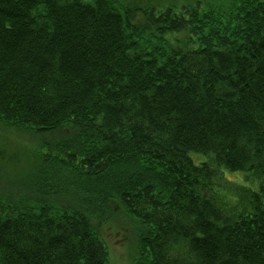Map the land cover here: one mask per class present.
<instances>
[{"label":"trees","instance_id":"obj_1","mask_svg":"<svg viewBox=\"0 0 264 264\" xmlns=\"http://www.w3.org/2000/svg\"><path fill=\"white\" fill-rule=\"evenodd\" d=\"M0 126V264H264V0H0Z\"/></svg>","mask_w":264,"mask_h":264},{"label":"rangeland","instance_id":"obj_2","mask_svg":"<svg viewBox=\"0 0 264 264\" xmlns=\"http://www.w3.org/2000/svg\"><path fill=\"white\" fill-rule=\"evenodd\" d=\"M35 143L36 139L27 133H18L0 126V170L7 172L12 179H17L18 175H25L33 160L32 151ZM239 183H243L241 174L228 172L220 174L218 184L226 186V190H231ZM114 223L116 225L111 223L102 230V235L108 243V264H129L135 252L134 235L129 229L125 227L123 229L116 222Z\"/></svg>","mask_w":264,"mask_h":264}]
</instances>
